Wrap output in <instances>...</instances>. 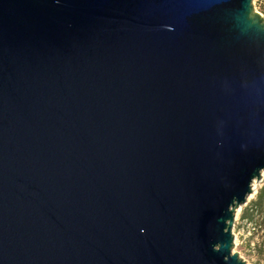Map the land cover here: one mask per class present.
<instances>
[{"label":"water","instance_id":"1","mask_svg":"<svg viewBox=\"0 0 264 264\" xmlns=\"http://www.w3.org/2000/svg\"><path fill=\"white\" fill-rule=\"evenodd\" d=\"M262 171L253 0H0V264H244Z\"/></svg>","mask_w":264,"mask_h":264},{"label":"rangeland","instance_id":"2","mask_svg":"<svg viewBox=\"0 0 264 264\" xmlns=\"http://www.w3.org/2000/svg\"><path fill=\"white\" fill-rule=\"evenodd\" d=\"M260 1L253 0V7L260 5L262 9ZM263 188L264 171L261 172V179L246 203L236 209L234 214L232 252L236 253L244 264H264V205L261 208L252 206Z\"/></svg>","mask_w":264,"mask_h":264},{"label":"trees","instance_id":"3","mask_svg":"<svg viewBox=\"0 0 264 264\" xmlns=\"http://www.w3.org/2000/svg\"><path fill=\"white\" fill-rule=\"evenodd\" d=\"M264 205V188L262 191L259 193L257 197V201H255L252 206L253 208H261ZM247 212V211H246Z\"/></svg>","mask_w":264,"mask_h":264},{"label":"built area","instance_id":"4","mask_svg":"<svg viewBox=\"0 0 264 264\" xmlns=\"http://www.w3.org/2000/svg\"><path fill=\"white\" fill-rule=\"evenodd\" d=\"M260 4L262 5V9L260 8V5L258 7H256V8L254 6V9L264 19V1L261 0Z\"/></svg>","mask_w":264,"mask_h":264},{"label":"bare ground","instance_id":"5","mask_svg":"<svg viewBox=\"0 0 264 264\" xmlns=\"http://www.w3.org/2000/svg\"><path fill=\"white\" fill-rule=\"evenodd\" d=\"M257 182H258V181H254V182H253V184H252V191L255 190V187H256V185H257ZM251 193H252V192H251ZM248 197H249V196H248ZM248 197H247V198H248Z\"/></svg>","mask_w":264,"mask_h":264}]
</instances>
